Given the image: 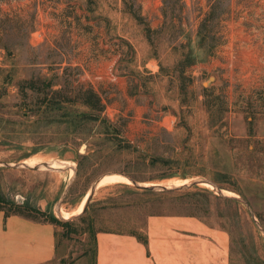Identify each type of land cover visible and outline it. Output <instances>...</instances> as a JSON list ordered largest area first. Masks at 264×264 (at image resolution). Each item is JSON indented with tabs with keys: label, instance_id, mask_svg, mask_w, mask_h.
Here are the masks:
<instances>
[{
	"label": "rangeland",
	"instance_id": "374dc122",
	"mask_svg": "<svg viewBox=\"0 0 264 264\" xmlns=\"http://www.w3.org/2000/svg\"><path fill=\"white\" fill-rule=\"evenodd\" d=\"M204 19L211 41L198 33ZM187 48L193 65L180 76ZM29 80L42 92L51 80V92H61L47 98L74 103L92 87L115 131L99 135L82 109L38 111L43 95ZM0 117V161L39 156L74 166L71 176L65 165L0 167V206L24 204L40 221H68L54 224V264H94L90 223L95 234L142 236L146 217L160 214L224 230L230 264H264V239L247 207L211 184L149 192L117 182L96 188L74 215L107 173L167 186L203 177L244 199L264 232V0H0Z\"/></svg>",
	"mask_w": 264,
	"mask_h": 264
},
{
	"label": "crops",
	"instance_id": "0c3cea01",
	"mask_svg": "<svg viewBox=\"0 0 264 264\" xmlns=\"http://www.w3.org/2000/svg\"><path fill=\"white\" fill-rule=\"evenodd\" d=\"M135 234L97 232L94 264H230L228 234L197 216L149 215ZM56 226L0 211V264H54Z\"/></svg>",
	"mask_w": 264,
	"mask_h": 264
},
{
	"label": "trees",
	"instance_id": "16d2710c",
	"mask_svg": "<svg viewBox=\"0 0 264 264\" xmlns=\"http://www.w3.org/2000/svg\"><path fill=\"white\" fill-rule=\"evenodd\" d=\"M211 12H212V10L208 14H210ZM163 13H164V15H166L167 11H165V9H164ZM198 27H199L198 28L199 29L198 33H199V36L201 37V41H203V42L205 41L206 42V41H208V38L211 41L212 39H211V36H210V30H209L210 26H208V19H204L200 23V25ZM145 32H146V36L148 38H150V34H151L152 31L149 28H145ZM208 47L209 48L212 47L211 44H209ZM192 65H193V62H192L191 52L187 48L181 54V59L176 64V66L180 68V70H179L180 76H183V74L185 73L186 69L189 68ZM26 83H28L30 85L28 87V89H30V91L32 93H35V91H37L38 93L43 95L42 101L37 103V105H39V106H36L38 111H40V109H43L47 113H50V114H56V113H59V112L67 113L68 111H71V112L72 111L73 112L76 111L77 113H75V114H78V111L80 109H82L81 112H80V114L82 115L81 117H83V120H85L87 124L91 123L92 125H94L92 127H96L97 126V130H98L99 135L106 134V131L110 130V129L115 131V128H111L112 126L108 122H106V120L104 118L101 117V113L104 110V105L102 103L101 97L93 90L92 87H89L88 89L83 91L82 98H81L80 102L74 103V102H69V100H61V99L53 100L52 98H47L48 97V93L60 94V92H61V91L51 92V88L53 87V83H52L51 80L43 81V83H45L46 87H47V91L46 92H42V90H40V91L36 90V88L34 87V85H35L34 80H29ZM24 95L27 96L25 92H24ZM29 108L32 109L31 107H29ZM2 120H3V118L0 117V127H1ZM78 120L81 121V119H78ZM5 123H9L10 124V121L6 120ZM67 123L69 125L70 124H74L73 122H67ZM81 139L82 138H78V140H81ZM114 145H116V144H114ZM122 147H124V146L120 145L118 148H115V149L116 150H118V149L119 150H123ZM10 206H13L14 208H12L10 210H7V209L3 208L2 206H0V211H4L6 215L16 214V215L22 216V217L30 219V220L40 221L36 217H34V216H32V215L27 213L28 210H31V211L32 210H36L33 207H29V206L24 205V204H22V205L11 204ZM81 218L82 217H80L79 219H81ZM44 222H49L51 224H59V225L68 224V221L67 222H59L53 216H51L50 220L44 221ZM88 229L90 231V236H91V239H92V242H93V251H94L93 253H95V246H96V244H95V233L93 232L91 223L88 225ZM137 238L141 242L146 243V238L144 237V235L137 236Z\"/></svg>",
	"mask_w": 264,
	"mask_h": 264
},
{
	"label": "water",
	"instance_id": "95a60500",
	"mask_svg": "<svg viewBox=\"0 0 264 264\" xmlns=\"http://www.w3.org/2000/svg\"><path fill=\"white\" fill-rule=\"evenodd\" d=\"M0 167L10 168V169L34 170V171H38V170H48V171L59 170V169H53V168H51V166H47V165L36 166V165H29V164H26V163H13V164H11V163H7V162H3V161H0ZM70 167L74 168L73 165L67 164V165H65V167L63 169H68ZM111 174H119V173H107V174L101 175L99 178H97L94 181V183L92 184V186L88 190V196L86 198V202L84 204V208H83L82 212L84 211L86 205L89 203V201L91 199V196L94 193L95 189L97 188L99 182L104 177H106L108 175H111ZM119 175H122V176L128 178L129 181H130V184H128V185L133 186L135 189L142 190V191H149V192H177V191H182V190L189 189V188L193 187L194 185H198L200 183L207 182V183L212 185L213 190L220 197H222L224 199H227V200H232V201H235V202H241L242 204H244L247 207L249 215L252 218L254 224L256 225L258 230L262 233V236H263V239H264V232L262 230V227L260 226L259 222L255 218V216H254L252 210L250 209L248 203L244 199L239 198V197L226 196L222 189L218 188L212 181H210V180H208L206 178L198 177V178H195V179L189 181L187 184L180 185V186H167V185H144V184H140V183L132 180L128 176H125L123 174H119ZM72 181H73V178H70L69 184L64 188V190H63V192L61 194V199L64 198V196L68 192ZM59 203H60V201H58V205H59ZM58 205L56 207L57 209H58ZM57 214L59 216V210H57ZM59 218H60V216H59Z\"/></svg>",
	"mask_w": 264,
	"mask_h": 264
},
{
	"label": "bare ground",
	"instance_id": "6f19581e",
	"mask_svg": "<svg viewBox=\"0 0 264 264\" xmlns=\"http://www.w3.org/2000/svg\"><path fill=\"white\" fill-rule=\"evenodd\" d=\"M80 150V149H79ZM39 155V154H38ZM50 155V154H49ZM50 157V156H49ZM50 159V158H49ZM52 159V158H51ZM47 160V159H46ZM44 160H42L41 158H39V156L37 158H31V159H28L26 162V164H29V165H36V166H40V165H43L44 164H50L51 168L53 169H61L64 165H67V164H64L62 165L63 163L61 164H58L60 163L59 161H53V160H48V161H45L43 162ZM58 164V165H57ZM71 165V164H70ZM54 166V167H53ZM69 174L70 176L73 174L72 173V168L70 167L69 168ZM116 175H108L106 177H104L98 184L97 188H100V187H104V186H108V185H112L114 183H117V182H126L127 184H130V181L124 177H121V176H116ZM186 181V180H185ZM189 182V181H188ZM188 182H186L185 184H187ZM201 186L205 187V188H210V184L207 183V182H203V183H200ZM184 185V184H182ZM174 186V185H173ZM180 186V185H179ZM212 186V185H211ZM213 188V187H212ZM225 193V192H224ZM227 196H230V197H234L235 195L233 193H230V192H226L225 193ZM87 196H88V193H87ZM83 198L82 200V203L81 205L79 206V209L74 213L75 214H80L84 208V204L86 202V198ZM71 215V214H70ZM59 216L62 220L68 218V216L62 212V211H59Z\"/></svg>",
	"mask_w": 264,
	"mask_h": 264
}]
</instances>
